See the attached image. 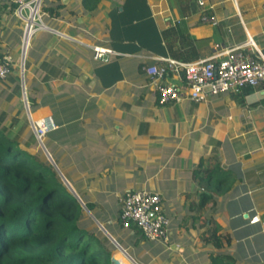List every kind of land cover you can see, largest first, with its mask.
<instances>
[{
    "label": "crops",
    "instance_id": "obj_1",
    "mask_svg": "<svg viewBox=\"0 0 264 264\" xmlns=\"http://www.w3.org/2000/svg\"><path fill=\"white\" fill-rule=\"evenodd\" d=\"M198 1L41 0L21 73L22 21L0 0V59L11 64L0 128L55 168L135 264H264L262 86L162 105L144 71L247 38L264 57V0ZM204 11L214 24L199 21ZM137 189L160 195L165 243L120 227L118 196Z\"/></svg>",
    "mask_w": 264,
    "mask_h": 264
},
{
    "label": "trees",
    "instance_id": "obj_2",
    "mask_svg": "<svg viewBox=\"0 0 264 264\" xmlns=\"http://www.w3.org/2000/svg\"><path fill=\"white\" fill-rule=\"evenodd\" d=\"M85 210L44 157L0 128V264H113L115 247Z\"/></svg>",
    "mask_w": 264,
    "mask_h": 264
},
{
    "label": "built area",
    "instance_id": "obj_3",
    "mask_svg": "<svg viewBox=\"0 0 264 264\" xmlns=\"http://www.w3.org/2000/svg\"><path fill=\"white\" fill-rule=\"evenodd\" d=\"M14 3V15L22 21V73L23 54L31 36L42 28L41 0H10ZM201 5V0L198 1ZM201 23L214 24L215 19L204 11L199 16ZM177 22V21H175ZM103 48L93 47L92 57L105 60ZM157 63L144 71L153 86L158 104L178 103L182 99L192 102H207L219 93L237 92L243 87L262 86L264 91V57L254 47L250 38L206 58L183 62L170 57H158ZM11 72L10 58L0 59V79ZM168 74L181 77V84L165 81ZM26 106V104H25ZM27 107V106H26ZM31 128L38 137L34 125ZM118 223L121 228L138 231L145 240L165 243L168 218L160 211V195L143 189L131 190L118 196ZM258 221L254 215L250 222Z\"/></svg>",
    "mask_w": 264,
    "mask_h": 264
},
{
    "label": "water",
    "instance_id": "obj_4",
    "mask_svg": "<svg viewBox=\"0 0 264 264\" xmlns=\"http://www.w3.org/2000/svg\"><path fill=\"white\" fill-rule=\"evenodd\" d=\"M172 84H175V83H172ZM61 179H62V181H63V183H64V185H66L69 189H70V187H69V185H68V183L65 181V179L61 176ZM75 196V195H74ZM76 197V199H77V201L80 203V205L84 208V205H83V203H81V201L79 200V198L77 197V196H75ZM98 227L100 228V229H102V231H103V233L107 236V238L109 239V241L117 248V249H119L120 250V252L126 257V259H128V260H130L133 264H135L134 262H133V260L119 247V245L115 242V240L102 228V226L101 225H98Z\"/></svg>",
    "mask_w": 264,
    "mask_h": 264
},
{
    "label": "rangeland",
    "instance_id": "obj_5",
    "mask_svg": "<svg viewBox=\"0 0 264 264\" xmlns=\"http://www.w3.org/2000/svg\"><path fill=\"white\" fill-rule=\"evenodd\" d=\"M86 212L88 213V211H86ZM88 215L91 217L90 213H88ZM100 231H101V233L103 235V239H107L108 240V238L104 235L103 231L101 229H100ZM112 257H113V264H121L119 262V260H118L119 257L122 258V261H123L122 264H128V261L124 257L121 256V254L118 252L117 249L114 250Z\"/></svg>",
    "mask_w": 264,
    "mask_h": 264
}]
</instances>
